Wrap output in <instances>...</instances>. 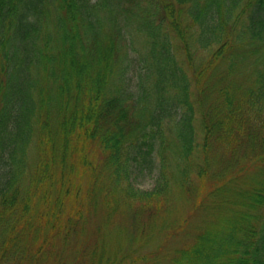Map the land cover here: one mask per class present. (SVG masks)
Masks as SVG:
<instances>
[{
  "label": "trees",
  "instance_id": "16d2710c",
  "mask_svg": "<svg viewBox=\"0 0 264 264\" xmlns=\"http://www.w3.org/2000/svg\"><path fill=\"white\" fill-rule=\"evenodd\" d=\"M81 260L264 264V0H0V264Z\"/></svg>",
  "mask_w": 264,
  "mask_h": 264
},
{
  "label": "rangeland",
  "instance_id": "374dc122",
  "mask_svg": "<svg viewBox=\"0 0 264 264\" xmlns=\"http://www.w3.org/2000/svg\"><path fill=\"white\" fill-rule=\"evenodd\" d=\"M98 153H99V149L97 148V152L93 151L91 153V157L94 158L95 155L100 157ZM153 185H154V180L152 179V177H146V178H144L143 183L140 182V184L138 185V188H141L142 190H147V189H151L153 187ZM190 205L191 204L189 202L180 201L176 207V209H177L176 214H173V216L183 217V216L189 215L190 213H192V209H191ZM173 210H174V208H173ZM200 217H201V214L198 212H196L194 215H192L191 226L196 224L199 221ZM103 218H104V211L99 208L95 213H92V216L90 219V226H89L88 234L85 236H82L80 238L77 235L71 236L69 238L70 239L69 248L71 250V253L69 255L70 261L73 260V254L74 253L82 252L83 249L86 248V246L88 244L91 245L95 241L96 236L98 237L97 227L99 226V224H101L103 222ZM113 221H114V224L111 227H115L114 230H117L119 224L121 223L120 225L122 226V230H123L124 234L127 235V240L129 238H131V231H132L131 228L133 226V221L129 218V216L122 215V214H115L113 217ZM164 221H165V215H164V213L161 212V214L157 215V220H155L153 222V229H157V228L161 229ZM95 228H96V230H95ZM125 232H127V233H125ZM163 237H164V235H163ZM163 237L160 239L161 242L164 239ZM182 237L183 236L180 235L179 238H182ZM155 240L158 242L159 237H156ZM99 241H101V239H99ZM127 243H130V242H127ZM156 243H155V245H156ZM177 244H178V239H172V242L166 243L165 245L167 247L173 248ZM155 245H152L151 248H154ZM148 249H149V247H148ZM81 261L82 262L80 264H86L87 263L85 260H81Z\"/></svg>",
  "mask_w": 264,
  "mask_h": 264
}]
</instances>
